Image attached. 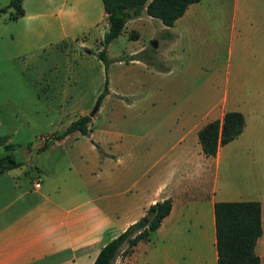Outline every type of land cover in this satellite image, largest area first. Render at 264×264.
<instances>
[{"label":"crops","instance_id":"1","mask_svg":"<svg viewBox=\"0 0 264 264\" xmlns=\"http://www.w3.org/2000/svg\"><path fill=\"white\" fill-rule=\"evenodd\" d=\"M21 5L20 16L6 20L2 12L0 21L9 22L27 55L46 59L44 51L57 48L69 56L74 48V57L93 58L104 72L95 54L108 26L101 0H21ZM143 28L158 44L159 59L136 56L143 44L106 53L108 92L90 116L88 134L71 131L53 138L88 113L81 105L71 108L60 116V130L48 131L50 145L22 149L23 160L0 171V264H92L102 244L164 198L171 207L159 225L129 254H121L122 244L112 264H216L213 203L248 199L260 202L261 234L254 251L264 264V0H198L170 26L143 10L123 29L136 31L132 41L138 42ZM183 50L203 73L197 85L190 79L179 85L171 77L173 58ZM134 65L153 79L147 87L152 103L160 101L161 77L169 89L199 91L149 117L154 129L139 145L123 141V133L111 126L92 128L106 97L132 103V95L118 91L115 75L118 71L121 81L129 82L124 72ZM86 71L91 73L68 67L67 79L78 83ZM228 110L242 113L241 132L214 155H204L198 129ZM68 141L73 147L52 146Z\"/></svg>","mask_w":264,"mask_h":264},{"label":"rangeland","instance_id":"2","mask_svg":"<svg viewBox=\"0 0 264 264\" xmlns=\"http://www.w3.org/2000/svg\"><path fill=\"white\" fill-rule=\"evenodd\" d=\"M6 3L7 0H0V6ZM145 29H140L138 42L132 41L134 38L128 35L129 29H123L107 43L105 53L109 55L120 53L132 45L143 44L145 48L141 54L152 56L155 60L159 59L156 53L159 51L158 44L155 47L150 45V41L155 39ZM48 50L47 48L44 51V54H48L46 59H41L37 54L27 55L15 39L9 22L0 21V136H6L4 142L0 144V157L12 152L14 159L23 160L22 149L40 146L46 139L48 131L60 130L61 125L60 127L57 125L60 116L69 115L71 108L81 105L86 107L88 112L103 88L105 68L104 72L100 73L93 58L89 60L74 57L72 52L77 50L74 48L70 49L69 56L57 53L59 52L57 48ZM84 51L81 49V53ZM196 63L188 55V51H179L176 58H173L174 69L171 77L176 78L179 85L185 81L188 83V79L193 85L199 84L203 73L199 66H195ZM68 67L90 68L91 73L88 71L81 73L80 82L73 83L67 79L68 77L71 79ZM124 75L129 77V82L121 81L120 72H116L115 76L120 83L118 91L132 95V103L125 105L118 96L106 97L93 119L92 128L98 125L111 126L117 132L123 133V141L133 144H141L142 135L154 129L149 117L157 110L167 111L169 108H176V98L186 97L190 92H199L195 89L190 91L188 87L169 89L163 85L161 77L160 101L153 104L152 89L147 88L148 83H152V77L140 73L135 65L129 67L127 72L125 70ZM139 83L143 85L140 86ZM217 94V91L212 93L215 97ZM50 136L51 134L48 135ZM4 143L15 144L14 150L6 149ZM51 143L52 141L48 145ZM52 146L73 147L71 141L55 142ZM54 151L58 152V149L49 151L52 153L48 156H55ZM62 155L64 156L63 153Z\"/></svg>","mask_w":264,"mask_h":264},{"label":"trees","instance_id":"3","mask_svg":"<svg viewBox=\"0 0 264 264\" xmlns=\"http://www.w3.org/2000/svg\"><path fill=\"white\" fill-rule=\"evenodd\" d=\"M107 29L100 40V48L96 56L102 61L104 68L111 59L106 56L105 47L114 37L120 34L128 18L138 16L143 10L146 14L160 19L170 26L180 16L187 5L198 0H101ZM7 12L6 20H14L23 13L21 0H7L0 6V13ZM168 37L172 34L166 31ZM135 38L136 31L128 34ZM136 56H141V52ZM108 92L107 78L104 79L102 90L99 91L95 102L99 105L102 97ZM90 116L78 115L63 129L52 134L53 138H60L71 131L88 134ZM244 117L236 110L225 111L221 119H212L204 123L197 131L198 141L204 155H214L218 147L236 137L242 130ZM6 136H0V144ZM49 140L44 139L46 146ZM6 149H14L15 144L4 143ZM11 152V151H10ZM12 152L0 157V171L18 165ZM170 198L156 200L149 204L141 218L128 224L115 237L106 241L99 248L92 264H112L114 257L121 249V254H129L133 246L146 239L150 231L154 230L161 219L169 212ZM215 226L216 264H259V256L254 251L256 239L261 234L260 202L255 199L248 200H218L213 203ZM150 264V263H145Z\"/></svg>","mask_w":264,"mask_h":264},{"label":"water","instance_id":"4","mask_svg":"<svg viewBox=\"0 0 264 264\" xmlns=\"http://www.w3.org/2000/svg\"><path fill=\"white\" fill-rule=\"evenodd\" d=\"M150 45L152 47H155L156 46V41L155 40L150 41ZM97 107H98V104L95 102L94 105L92 106V108L88 111L87 115L92 116L96 112ZM140 218L143 221H147V218L145 216H141Z\"/></svg>","mask_w":264,"mask_h":264},{"label":"built area","instance_id":"5","mask_svg":"<svg viewBox=\"0 0 264 264\" xmlns=\"http://www.w3.org/2000/svg\"><path fill=\"white\" fill-rule=\"evenodd\" d=\"M38 185H39V182H38V181H34V182H33V186H34V187H37Z\"/></svg>","mask_w":264,"mask_h":264}]
</instances>
